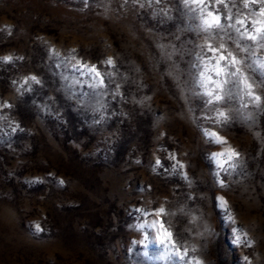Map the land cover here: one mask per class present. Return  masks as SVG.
Masks as SVG:
<instances>
[{"label":"rangeland","instance_id":"374dc122","mask_svg":"<svg viewBox=\"0 0 264 264\" xmlns=\"http://www.w3.org/2000/svg\"><path fill=\"white\" fill-rule=\"evenodd\" d=\"M202 7L0 0V264H264V17ZM220 44L259 102L207 94Z\"/></svg>","mask_w":264,"mask_h":264},{"label":"snow or ice","instance_id":"6c2138e0","mask_svg":"<svg viewBox=\"0 0 264 264\" xmlns=\"http://www.w3.org/2000/svg\"><path fill=\"white\" fill-rule=\"evenodd\" d=\"M185 4H189V3H194L197 5H202L203 7L201 8V12H205L206 11V15H204L203 18V26L205 31L209 30V29H223L224 28V23L223 20L224 19H232V17H221V15L214 13L210 8H209V4H211L213 2V0H184ZM224 0H215V3L219 4V3H223ZM243 4L245 8H248L250 5L252 4H260L261 8L259 10V16L260 17H264V0H243ZM236 23L240 24V25H244L245 24V20L243 19H238L236 21ZM253 25H259L258 27H255V35L253 34H248V33H241V38H246L252 41H256L258 38L260 40H264V20L261 19H256L254 21H252ZM234 27V25H233ZM237 31L239 32V29H237ZM237 47H240L239 44H237ZM262 47H264V45H262ZM208 50L210 52H212L214 54L213 58L215 59V63L212 64L211 68H207L205 69L204 72L201 73V76L204 78L205 82H210L212 84L215 85V89L219 90L218 92L213 93V91H209L207 94L210 97H213L215 101L219 102L221 100L224 99V95H222L221 93L225 92V85L229 83V80L226 78L228 76H237L238 74H240V77L237 81V83L242 84L243 88L247 90L246 94L249 96H254V100L259 102L261 97L260 96H255L252 89L254 87V85L249 82L248 76L246 74H242L241 73V69L239 67H236L239 64H242L243 61H241L240 59L237 58V56L232 53V52H228L225 49L224 44H220V46L218 48L213 47L211 45H208ZM242 51H244L245 49H241ZM218 54V55H217ZM2 59H4L5 61H10L12 59V57H3ZM108 63H112L111 60L108 61ZM209 63H211V61H209ZM87 67V66H85ZM260 68L264 69V63H260ZM229 69H234V70H229ZM90 72H95L97 76H99V72L96 71L95 66H93L91 69H89ZM208 72H214L216 74V76L218 77H225L222 80L219 81H214L212 79V77L210 75H207ZM33 80H35V77H32ZM38 82V81H37ZM262 83H264V81H262ZM212 101L210 100L209 103H211ZM219 115L221 117H225V113L220 112ZM207 135L210 136H216L215 133H207ZM217 142L219 143H225V141H223L222 138H217ZM217 157H221L226 155V153H218L215 154ZM238 153H236L234 150H231L230 152L227 153V159L228 160H232L233 157H238ZM159 163V162H158ZM221 167H223V164L220 165ZM163 212V210H161V213ZM155 223V222H154ZM39 228V226H37ZM160 227L161 229L164 228L163 225V221L160 222ZM171 237V233L167 232V230L165 229L162 233H161V238H160V242L161 244L166 243L167 238ZM179 259L183 260L184 257L180 256Z\"/></svg>","mask_w":264,"mask_h":264}]
</instances>
